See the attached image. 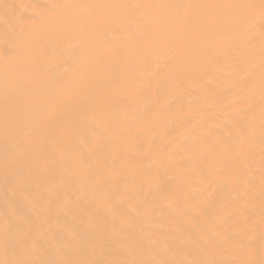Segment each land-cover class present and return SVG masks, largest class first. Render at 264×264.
Wrapping results in <instances>:
<instances>
[{"label":"bare ground","instance_id":"6f19581e","mask_svg":"<svg viewBox=\"0 0 264 264\" xmlns=\"http://www.w3.org/2000/svg\"><path fill=\"white\" fill-rule=\"evenodd\" d=\"M0 264H264V0H0Z\"/></svg>","mask_w":264,"mask_h":264}]
</instances>
